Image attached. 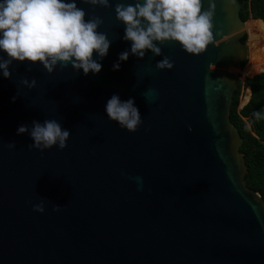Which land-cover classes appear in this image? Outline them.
I'll use <instances>...</instances> for the list:
<instances>
[{"label": "water", "instance_id": "water-1", "mask_svg": "<svg viewBox=\"0 0 264 264\" xmlns=\"http://www.w3.org/2000/svg\"><path fill=\"white\" fill-rule=\"evenodd\" d=\"M118 2L77 0L112 40L99 74L71 65L50 74L27 61L10 66V79L0 72V264H264V200L245 182L244 142L231 120L248 55L245 4L215 0L213 40L199 54L157 42L162 54L130 55L113 70L131 47ZM164 56L172 69L156 66ZM114 93L135 98L137 131L108 118ZM52 118L71 130L64 149L41 152L17 133ZM41 200L43 213L33 208Z\"/></svg>", "mask_w": 264, "mask_h": 264}, {"label": "clouds", "instance_id": "clouds-1", "mask_svg": "<svg viewBox=\"0 0 264 264\" xmlns=\"http://www.w3.org/2000/svg\"><path fill=\"white\" fill-rule=\"evenodd\" d=\"M92 6L111 7V0H83ZM203 0H135L116 3V18L125 25L123 39L131 41L130 49L119 54L113 70L121 68V62L130 55L145 57L151 50L157 55L162 48L157 42H179L191 54L201 53L213 40V16L215 0H209V8L202 10ZM86 10L78 7L77 0H0V72L5 78L12 77L10 66L14 62H41L48 73L57 67L71 65L77 72L83 70L99 74L103 59L109 54L112 40L104 31H99L103 18L91 15L86 20ZM95 53V56H94ZM6 54V55H5ZM159 69H172L174 61L164 56L157 61ZM21 83L32 89L37 79L24 77ZM154 90L148 89V99ZM19 92L17 93V96ZM17 96H13L15 101ZM108 118L119 123L121 128L135 132L144 123L135 98L123 100L114 93L105 105ZM260 116V113H256ZM191 131V128L189 129ZM18 134H29L33 143L29 147L41 152L58 146H68L71 130L63 127L57 119L34 120L31 127L21 124ZM15 142L8 147L14 148ZM142 187L143 178L133 177ZM61 205H56L59 211ZM34 210L45 212L41 200L33 205Z\"/></svg>", "mask_w": 264, "mask_h": 264}, {"label": "trees", "instance_id": "trees-1", "mask_svg": "<svg viewBox=\"0 0 264 264\" xmlns=\"http://www.w3.org/2000/svg\"><path fill=\"white\" fill-rule=\"evenodd\" d=\"M245 4L241 11L244 22L250 20L264 22V0H239ZM246 42V37L242 40ZM245 65L243 64L242 68ZM251 88L243 104L249 103L239 110L242 82L238 81V89L231 108V120L238 129L243 146L241 153L246 159L248 173L245 182L249 189L261 195L264 200V72L246 79ZM259 112L260 116L256 113Z\"/></svg>", "mask_w": 264, "mask_h": 264}, {"label": "rangeland", "instance_id": "rangeland-1", "mask_svg": "<svg viewBox=\"0 0 264 264\" xmlns=\"http://www.w3.org/2000/svg\"><path fill=\"white\" fill-rule=\"evenodd\" d=\"M249 22L262 23L259 25V32L250 33L246 26L244 27L246 38L248 55L244 63L243 68H239L237 71L238 81L242 82L240 98L245 94L246 88L243 87L245 79L253 77L256 74L264 72V22L250 20Z\"/></svg>", "mask_w": 264, "mask_h": 264}, {"label": "built area", "instance_id": "built-area-1", "mask_svg": "<svg viewBox=\"0 0 264 264\" xmlns=\"http://www.w3.org/2000/svg\"><path fill=\"white\" fill-rule=\"evenodd\" d=\"M243 87L246 88V91H245V94H243L242 97L240 98V101H239V110H241L244 106H246L248 104L249 101L247 103L243 104V101L246 100L248 93H250V97H251V90L246 85V79H245V82L243 83Z\"/></svg>", "mask_w": 264, "mask_h": 264}, {"label": "bare ground", "instance_id": "bare-ground-1", "mask_svg": "<svg viewBox=\"0 0 264 264\" xmlns=\"http://www.w3.org/2000/svg\"><path fill=\"white\" fill-rule=\"evenodd\" d=\"M259 25H262V23L249 22L246 24V28L250 33H254V32L258 33L259 30H261L258 27Z\"/></svg>", "mask_w": 264, "mask_h": 264}]
</instances>
